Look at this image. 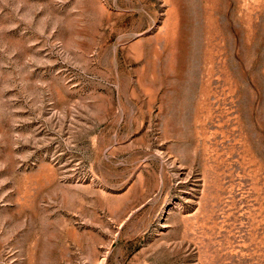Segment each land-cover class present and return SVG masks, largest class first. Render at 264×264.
<instances>
[{"label": "rangeland", "instance_id": "rangeland-1", "mask_svg": "<svg viewBox=\"0 0 264 264\" xmlns=\"http://www.w3.org/2000/svg\"><path fill=\"white\" fill-rule=\"evenodd\" d=\"M0 264H264V0H0Z\"/></svg>", "mask_w": 264, "mask_h": 264}]
</instances>
